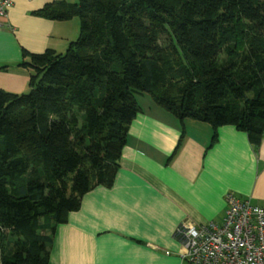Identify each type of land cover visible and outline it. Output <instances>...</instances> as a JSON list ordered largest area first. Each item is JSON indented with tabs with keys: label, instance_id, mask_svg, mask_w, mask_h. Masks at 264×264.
Here are the masks:
<instances>
[{
	"label": "trees",
	"instance_id": "16d2710c",
	"mask_svg": "<svg viewBox=\"0 0 264 264\" xmlns=\"http://www.w3.org/2000/svg\"><path fill=\"white\" fill-rule=\"evenodd\" d=\"M37 16L81 19L64 54L24 53L29 91L0 89L2 264H49L54 235L114 187L137 97L218 131L231 126L226 0H80ZM184 133V132H183Z\"/></svg>",
	"mask_w": 264,
	"mask_h": 264
},
{
	"label": "crops",
	"instance_id": "0c3cea01",
	"mask_svg": "<svg viewBox=\"0 0 264 264\" xmlns=\"http://www.w3.org/2000/svg\"><path fill=\"white\" fill-rule=\"evenodd\" d=\"M12 1L0 29V89L22 94L33 73L20 66L24 53L64 54L81 34L79 17L54 21L36 13L80 0ZM151 102L130 126L114 187L88 194L57 227L49 264H187L179 227L223 223L226 196L234 194L231 126L220 128L212 145L209 124H182Z\"/></svg>",
	"mask_w": 264,
	"mask_h": 264
},
{
	"label": "built area",
	"instance_id": "2783aa9c",
	"mask_svg": "<svg viewBox=\"0 0 264 264\" xmlns=\"http://www.w3.org/2000/svg\"><path fill=\"white\" fill-rule=\"evenodd\" d=\"M12 6V0H0V29L5 27ZM178 237L185 246L181 258L187 264H236L234 194L226 196V214L222 224H183L178 229Z\"/></svg>",
	"mask_w": 264,
	"mask_h": 264
},
{
	"label": "rangeland",
	"instance_id": "374dc122",
	"mask_svg": "<svg viewBox=\"0 0 264 264\" xmlns=\"http://www.w3.org/2000/svg\"><path fill=\"white\" fill-rule=\"evenodd\" d=\"M137 100L139 102L140 105H142L145 109H148L149 107H151L152 102H151V97L150 95H146V96H138Z\"/></svg>",
	"mask_w": 264,
	"mask_h": 264
}]
</instances>
